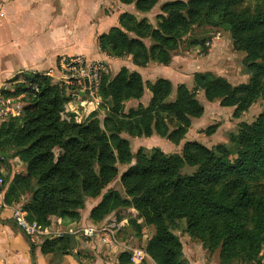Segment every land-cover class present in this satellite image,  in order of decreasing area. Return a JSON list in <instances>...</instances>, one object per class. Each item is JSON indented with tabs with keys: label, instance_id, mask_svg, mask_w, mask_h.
<instances>
[{
	"label": "trees",
	"instance_id": "obj_1",
	"mask_svg": "<svg viewBox=\"0 0 264 264\" xmlns=\"http://www.w3.org/2000/svg\"><path fill=\"white\" fill-rule=\"evenodd\" d=\"M133 4L139 13L149 12L157 0H119ZM233 0L167 1L156 15V27L132 13L119 16V27L98 37L102 52L111 57L130 56L131 62L144 67L149 62L168 65L171 51L193 25L222 26L228 30L236 50L243 51L250 78L248 83L231 85L210 72L193 75L195 88L207 101L219 100L222 106L243 108L259 96L264 100V8L252 16L232 15ZM146 39L150 44L146 43ZM14 91L34 95L20 122L9 118L0 124V146L14 149L25 163L24 175L6 176L4 203L11 205L19 196L29 195L22 203L25 219L40 228L50 225L51 217L77 222L88 198L98 197L117 175L116 163L129 164L131 136L153 133L178 143L190 118L202 113V105L184 84L172 94V83L157 78L143 81L141 75L121 67L113 78H103L101 92L114 103L113 113L100 126L92 113L82 123L61 117L65 96L57 84L46 77L29 76ZM23 88V89H21ZM147 89L146 106L138 104L122 111V103L137 100ZM28 99V98H27ZM117 112V114L115 113ZM116 114V116L114 115ZM120 114V115H119ZM174 122V124H173ZM171 127V130H169ZM61 154L55 157L53 150ZM135 163L121 175L126 197L109 190L90 210V219L99 221L117 208H134L155 234L147 241L146 252L157 264H187L181 243L170 226L185 220V232L199 239L210 250L219 248L220 263L264 264L258 254L264 241V194L258 192L259 176H264V110L252 123H243L227 143L207 148L197 141H187L183 154L165 155L153 149L146 155L140 149ZM195 166L190 175L182 167ZM97 213V214H96ZM116 213V215H118ZM75 247L69 237L46 239L44 254L68 253ZM118 264H130L121 255Z\"/></svg>",
	"mask_w": 264,
	"mask_h": 264
},
{
	"label": "rangeland",
	"instance_id": "obj_2",
	"mask_svg": "<svg viewBox=\"0 0 264 264\" xmlns=\"http://www.w3.org/2000/svg\"><path fill=\"white\" fill-rule=\"evenodd\" d=\"M167 1L174 0H157V3L153 8L154 10L147 14L148 17L142 18H145L152 27H156V15L162 13L161 6ZM181 1L186 2L188 0ZM233 1L235 2L231 3L229 7L230 14L232 15H239L243 13L244 16L249 17L254 15L258 10H262L264 8V0ZM145 41L147 44H150L148 39ZM245 56L246 54L243 51L235 49L231 34L228 30H225L222 26L217 25L210 26L206 24H197L193 25L190 30L178 40L176 47L171 51V62L168 65H162L154 62L153 65L160 69L158 71L155 68L152 69V65L139 68L144 80H152L158 76H168V80L172 83L170 101L174 100L176 97L177 86L184 84L190 92L194 93L195 99L202 105L203 111L200 115L190 118V124L186 128L185 133L178 143H174L172 140L167 139L164 136L161 137L155 133L148 137H138L131 136L126 131L122 130L120 135L128 140L132 159L129 164L116 163L117 175L112 182L102 189L98 199L100 200L102 195L108 193L109 190L116 191L122 195V197H126L120 178L123 172L135 163V155H138L137 153L140 149H142L146 155H151L153 149H156L165 155H182L184 144L187 141H197L207 148H213L218 144L227 143L230 135L237 133L243 123H252L264 110V100L262 97L259 96L255 101L248 104V106L237 110V106L220 105L219 100L207 101L203 95V91L195 88L193 83V75L196 72L213 73L216 76L222 77L233 86L248 83L250 73L248 72L244 62ZM124 57L125 58L121 57V62L128 60V63H130L127 56ZM99 65L100 67L97 68L98 74L92 78L93 80L90 84L85 83L83 80L84 78L79 80L75 78V80H72V78L71 80H68V78L61 77V74L58 80L53 81L52 78H49L51 83L57 84L60 87L61 92L66 97L64 110L61 112V117L63 119L69 120L70 118H73L77 123H82L85 122L93 113L94 117L99 120L100 126H103L104 119L113 113L114 103H112L111 96L104 97L101 92V86L104 77L111 79L115 74L113 75L114 71L111 73L107 65L103 62ZM73 76L76 75L73 74ZM261 82H264V75L261 77ZM21 84L22 82L16 84L14 82H10L9 85L7 83L2 89L14 91L15 86ZM20 91L22 92L17 95L10 94L6 96L22 95V100L26 103V108H28L29 100L34 96L29 95L28 91ZM144 93L145 94L137 100L123 102L121 106L123 110L122 112L127 113L130 107H136L138 104L146 106L150 93L147 89L144 90ZM88 99H95L94 102L90 104L91 109L86 108L85 102ZM25 110H23V113H21L20 116L9 118H16L15 120L20 122L26 117ZM115 113L117 114V112ZM116 114L114 115L116 116ZM9 118H6L5 120ZM1 123L2 122L0 120V124ZM169 130H171V127ZM0 149L3 152L4 149L1 148V146ZM1 151L0 153H2ZM5 151V154H3L4 152L2 153L5 157V161L1 167L3 169L5 185L2 188L3 192L0 201L4 200V194L6 192V176L11 177L13 174L24 175L25 173V163L22 157L14 153V149ZM53 153L55 157H58L61 154V150L54 148ZM195 169V166L191 167L185 164L181 169V173L190 175L195 171ZM255 185L262 186L261 188L258 187L257 191L261 193L263 192L264 194V176H259L257 182L253 184L252 188ZM28 196L29 195L27 194L19 196V198L15 199L13 205L25 212L22 208V203L27 200ZM118 212L119 214L116 215ZM138 214L139 213L131 206L128 208L119 207L115 211H111L99 221H102L107 217H115L118 221H120V230L117 232V235L110 239L113 243H100L101 247L99 248V251H97L98 248L95 247L97 246L96 239H86V241H89L87 243L93 246L95 252L111 256L114 259L112 264H118V260L121 255H124L130 264H157V262L154 261V259L150 257L145 250L147 241L155 234V228L153 225L147 224L146 221ZM90 218L89 213L88 220H90V222L85 225L99 222L94 220L92 221ZM185 227V220H180L176 221L174 225H171L170 229L180 240L182 256L187 264H219L221 260L219 248L214 250L208 249L199 239L190 237L185 232ZM134 251H139L142 254L141 258L137 259L136 262L131 260ZM258 257L260 260H264V241L260 247ZM234 264L241 263L235 262ZM242 264H256V261L253 260L249 263Z\"/></svg>",
	"mask_w": 264,
	"mask_h": 264
},
{
	"label": "crops",
	"instance_id": "obj_3",
	"mask_svg": "<svg viewBox=\"0 0 264 264\" xmlns=\"http://www.w3.org/2000/svg\"><path fill=\"white\" fill-rule=\"evenodd\" d=\"M153 10L139 13L133 4L119 0H0V94L11 80L22 81L29 76L58 80L60 63L76 57L103 62L111 73L114 71L113 75L125 67L138 72L143 79L141 67L134 65L129 56L130 63L121 62V58L102 52L98 37L112 27H119V16L125 12L142 18ZM153 63L146 66L160 70ZM157 78L168 79V76L143 81L153 82ZM94 100L85 102L87 109H91ZM97 202L98 197L88 198L77 222L51 217L48 227L29 235L13 218L12 211L17 206L5 204L3 200L0 204V264H112L111 256L95 252L86 238L71 231L90 222L88 214ZM59 233L62 236H58ZM64 237L74 241L71 251L55 255L42 252L46 239ZM96 243L99 251V240Z\"/></svg>",
	"mask_w": 264,
	"mask_h": 264
},
{
	"label": "built area",
	"instance_id": "obj_4",
	"mask_svg": "<svg viewBox=\"0 0 264 264\" xmlns=\"http://www.w3.org/2000/svg\"><path fill=\"white\" fill-rule=\"evenodd\" d=\"M99 64H101V62L89 61L83 57L64 60L60 63L61 77L68 78V80H71L72 78V80L84 78L83 80L85 83L90 84V82L93 80L92 78L98 74L97 68L100 67ZM72 73L76 76H73ZM25 108L26 103L22 100V95L5 96L0 94V120L9 117L20 116ZM4 161L5 157L2 155V153H0V198L3 192L2 188L5 185L3 169L1 168ZM12 215L15 219V222L25 231V233L29 235L36 233L41 229L35 224L28 223L25 219V212L19 208H15ZM120 228L121 223L117 220V218L107 217L102 221L90 225L80 226L77 229L71 231H73V234H79L86 239H96L99 240L100 243L112 244L113 242L110 239L117 235V232L120 230ZM58 236H62V233H59ZM141 255V252L134 251L131 260L136 262L137 259L141 258Z\"/></svg>",
	"mask_w": 264,
	"mask_h": 264
}]
</instances>
